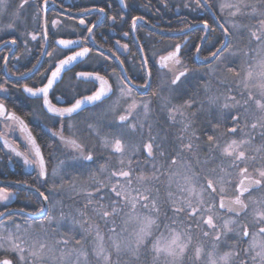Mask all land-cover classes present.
Here are the masks:
<instances>
[{
	"label": "flooded vegetation",
	"instance_id": "flooded-vegetation-1",
	"mask_svg": "<svg viewBox=\"0 0 264 264\" xmlns=\"http://www.w3.org/2000/svg\"><path fill=\"white\" fill-rule=\"evenodd\" d=\"M52 1L57 7H49L45 17L44 0H29V3L24 4L22 8L20 7L22 0H5V3L0 5V84H3L5 89V91H0V100H3L6 108L15 112L31 130V135L35 137L44 155L47 167V175L41 177L38 175V168L24 163L25 155H17V153H29L30 146L25 139L27 133L21 131L17 122L6 121L4 117H0V134H2L0 135V188L8 189L9 193L8 200L0 201V212L7 208L8 211L23 210L37 213L44 206L42 197L39 195L42 192L49 197L47 201L49 209L57 205L62 209H67L64 214L69 213L70 208L74 212L79 210L84 212L87 217L76 213L78 220L87 218L86 223L94 224L96 220L95 204L85 207L88 203L87 198L81 200L85 197V191L93 189L90 190L88 186L82 185L87 182L88 175L92 176L94 172L99 173L101 166L90 167V163L93 162L83 161L79 157V153L66 146L58 135L52 134L59 132L62 126L64 137L77 139L83 145L85 154L90 151L93 153L94 161H103V165L106 166V170L103 171V183L106 185L110 183V173L113 170L121 169L120 157L113 154L111 150L104 149L100 137L91 132L88 125L98 128L100 136L120 135L128 146L127 154L124 157V169L127 170V161L131 160L132 182H134L131 187L139 189L140 182L137 177L142 174L145 164L153 165L155 168L152 170L153 173L159 169L160 174L167 175L170 172L169 161L180 151V144L188 143L187 139L182 142L178 139L182 128L179 121L182 117L177 114L175 121L168 118V109L176 106L173 105V99H170V74L174 77V74L184 70V67L189 72L186 77L181 78L183 84L178 90L174 85L171 87L173 95L176 97L174 99L178 104H184L185 101L194 102L193 107L183 109V111L185 116L192 121V130H195L198 139L192 141V152H180L177 161L180 157L195 158L196 155L199 160H203L202 165L200 164L201 167L199 166L201 184L204 183L205 178L216 180L223 174L220 172L221 168L232 175L239 173V168L231 167V159L223 156L218 148L209 151L207 141L209 135H214L217 139L219 137L220 142L218 141V143L222 146V132L225 134L224 141L229 137L237 139L239 134V122L238 131L235 134L227 132L228 129L236 126L231 120V116L237 115L236 108L229 110L222 107L229 96L234 97L235 100L237 98L236 88H234L237 86L239 70L237 62L228 64L222 57L209 63L199 62V59L209 58L210 53L220 46L219 41H223L225 38L221 29L217 27V20L221 24L225 23L223 14L217 8L219 0H206L212 4L211 9L214 15L203 6L202 0ZM100 9L104 11L101 12ZM76 14H83V16ZM218 17L219 19H217ZM133 18H136L135 26H133ZM139 19H144L146 23ZM81 20L84 21L83 24L80 23ZM205 20L214 29L211 33L206 32L203 27ZM54 21L56 23H53ZM196 25L201 26L195 27ZM88 28H92L91 33L88 32ZM163 32L171 34L167 35ZM229 32L231 35L228 49L233 47L235 39V34L230 28ZM33 34L37 37L35 40L31 38ZM205 35L206 40L201 47L199 57H197L196 46H200ZM61 39L74 40L79 43V47L72 46L71 51H79L80 48L87 47L91 52L83 58H78L77 62L67 66V70L61 72V76L49 90V100L53 105L68 107L74 102V99L91 95L99 86L98 83L93 85L91 82L85 83L77 80L75 74L79 72H99L108 79L116 93L102 104L97 102L96 105L84 107L79 115L74 114L71 118L48 112L47 108L43 106L42 95L39 98L31 97L22 90L25 84L33 88L42 87L47 83L46 76L51 74L58 60L71 54V51L57 43ZM212 40L216 47H213ZM13 41L15 42L13 43ZM176 44H181L183 67L171 70L161 67L160 56L173 50ZM124 45H127V48ZM139 45L147 58V64H143L144 57ZM158 50H163V53L159 54ZM50 52L55 55L49 57L47 53ZM33 65L36 67L33 68ZM219 67L221 71L223 69L228 74L225 78L222 77L226 80H220L222 83L220 87L218 86V91L214 89L209 91L207 88L212 87L211 85L206 87V80L208 77L211 78V74L207 73L206 75V71L212 68L216 70ZM28 69H32V71L29 72ZM149 72L151 73L150 77L148 76ZM20 73H25V76L22 78ZM122 76L131 78V82L140 87L138 89L133 87V95L138 102V108L134 112L132 122L143 125V128L137 127L135 131L124 130L121 134L115 128H109L106 125L123 114L127 104L131 103L130 99L120 100L115 113L111 110L119 97L117 84L121 82ZM147 79H150L151 88L143 87ZM165 82H168V91L163 85ZM215 87H217L216 84ZM165 91L169 93L166 104L163 103L164 100H161V97L167 94ZM209 97L217 98V103L212 106V111H215L217 115H219V111L227 113L223 116L231 114L230 120L229 116L226 120L220 121L219 119L220 127L215 132L212 130L211 123L208 126L206 120L205 104ZM143 102H149L147 115L142 107ZM231 102L234 103L233 100ZM259 115L261 120L257 123L264 124V109H261ZM251 125H249L250 128H252ZM149 126H151L152 136L156 137V143L164 151V156H160L157 151L155 159H150L142 149L132 151L137 145L147 142ZM256 129V132L248 130L246 137L244 136L246 141H249L245 150L249 159L239 166L240 168L247 167L248 173L253 179L258 178L256 169L264 168V134H262L264 129L260 127ZM73 157H77V159H73ZM29 158H31L30 155ZM62 159H68L67 167L65 165V168L56 169L57 161ZM54 169L55 175L53 174ZM213 169L216 170L215 173L211 172ZM100 173L102 174L101 171ZM239 179L240 177L234 182L230 180L231 187L225 192L226 197L231 198L235 195L234 185L238 183ZM112 181L111 183H113ZM122 183L127 186L125 181ZM219 186L218 184L217 188ZM68 191L71 193V199L65 200ZM102 192L106 197L111 194L109 188L103 189ZM93 198H98V196L94 195ZM205 199L211 202V198L207 194ZM244 199L248 204V208L244 212L234 213L228 209L217 207L216 223L219 225L218 219L221 216H228L240 224H247L250 231H256L254 214L258 210H264V188L253 186L245 194ZM104 201L105 204L109 202L107 198ZM215 202L218 206L219 196L215 198ZM139 207L141 206H138L135 212L139 211ZM123 212L122 209L119 214ZM11 213L12 215L6 216L3 221H0V227L14 232L15 225L29 226L34 223L33 230L45 233V225L43 227L45 222L42 217H33L18 211ZM114 218L120 220L119 215ZM27 228L31 232V229ZM198 228L201 231L198 236L202 240V243L198 245L201 249L199 257L195 254L196 248L193 249V259L198 264H213V261L220 264L219 258L229 251L240 253L239 257L233 259L232 264H239L240 260L248 259L243 254V250L249 247L250 238L238 239L237 233L230 237L223 236L217 242L214 240L215 233H211L209 236L203 235L204 232H210L207 226L202 225ZM103 229L107 230V227H103ZM56 231V235H58V230L56 229ZM159 233L157 230L149 240L155 239ZM85 234H87V240L95 239V231H86ZM195 234L194 232L187 233L191 237V241ZM103 235L106 237L108 233ZM79 236L81 237V235ZM190 248L191 244L186 251L188 252ZM3 258H8L12 260L13 264H18L16 254L0 251V259ZM249 264H251L250 260Z\"/></svg>",
	"mask_w": 264,
	"mask_h": 264
},
{
	"label": "snow or ice",
	"instance_id": "snow-or-ice-1",
	"mask_svg": "<svg viewBox=\"0 0 264 264\" xmlns=\"http://www.w3.org/2000/svg\"><path fill=\"white\" fill-rule=\"evenodd\" d=\"M48 0H44V3L47 4ZM5 0H0V5L4 4ZM29 3V0H22L20 7L22 8L24 4ZM206 9H210L212 4L210 2H206L203 5ZM230 7V6H229ZM221 12L224 10V6H221ZM103 12V9H100ZM239 12V8L236 11L231 12L232 16H235ZM135 19L133 18V26H135ZM219 19V17L217 18ZM53 23H56L55 21ZM80 23H84L83 20ZM235 25H231L234 27ZM203 27L206 32L211 33L214 29L208 24V21L205 20L203 22ZM217 27L221 29L222 34L225 39L223 41H219L220 46L216 47V50L211 52V58L213 60H218L222 57L224 52L229 47V25L228 21L225 20V23L218 24ZM262 28H264V22H262ZM88 32H92V28H88ZM45 38L47 37V33H44ZM126 35V34H125ZM251 36L256 40L260 41L264 39V32L261 35H257L256 32H252ZM33 40L37 37L35 34L31 36ZM87 39V38H85ZM202 39H206L203 37ZM15 41H13L14 43ZM59 45H63L64 49L71 51L72 46L79 47V43L74 40H59L57 42ZM127 48V45H124ZM62 49V50H64ZM201 48L196 46V52L199 53ZM91 50L87 47L80 48L79 51H71L70 55L65 56L63 59L58 60L55 64L54 70L51 71L49 76H46L47 83H45L40 88L29 87L27 84L23 86V92L28 93L31 97L39 98L41 95L43 97V106L47 108L48 112L58 114L61 117L67 116L71 118L72 115H79V113L83 110L84 107L88 105H96L97 102L102 104L105 100L110 99L112 95L116 93L113 91L112 85L109 83L108 79L105 76H102L99 72H79L76 73V79L79 81H83L85 83L91 82L93 85L98 83V87H96L95 91L91 93V95L83 96L81 98L74 99V102L71 103L68 107H57L53 105L49 100V90L53 88V85L57 82L58 78L61 76L62 70H67V66L73 65L74 62L78 61V58H83L88 55ZM49 57L55 55V53H47ZM207 59V58H205ZM143 64H147V58H144ZM160 64L163 68L178 69L183 67V61L181 59V44H176L173 50L168 51L166 55L160 56ZM36 66L33 65V68ZM27 71H32V69H28ZM189 70L184 67V70L177 71L174 74L173 79L171 80V85H174L178 90L180 86L183 84L182 77H186ZM22 78L25 76V73L19 74ZM151 73H148L150 77ZM248 76H252V72L249 71ZM119 89V97L116 102H114L111 110L115 113L117 110V106L119 105L120 100H131V103L127 104V107L124 109V113L120 114L116 119L109 122L106 126L109 128H115L117 132L123 133L124 130L135 131L137 127L143 128V125H138L137 123H133L134 112L138 108V102L134 98L133 95V87L134 84L131 82V78L121 77V82L117 84ZM143 87L151 88L150 79L145 80V84ZM247 87V84H245ZM264 87V85H262ZM0 91H5L4 85L0 84ZM251 98V97H250ZM226 99L235 100L234 97H228ZM193 101H185L183 105L173 106L168 109V118L170 120L175 121L177 114H179L182 119L179 123L182 125L180 136L178 139L182 142L184 139L188 140V143L180 144V151L177 152L176 156H173L169 161V168L177 164V156L180 155V152L188 151L192 152L193 143L192 141L198 139L196 136L195 130H192V121L188 119L183 109L193 107ZM209 106H213L217 103V98L209 97L207 100ZM239 102H235L233 104L225 103L222 107L224 109L234 108ZM257 106L261 109H264V104H260L257 101ZM142 107L145 115L149 112V102H143ZM194 115V114H193ZM211 115V113H210ZM228 116H231L228 113L227 116H216L214 118L220 120H226ZM0 117H4L6 121H14L17 122L20 126L22 132H26L27 135L25 139L28 142L29 153H17V155H25L24 163L26 165L34 166L39 169L38 175L44 177L47 175V167L44 159V155L36 142L35 137L31 135V130L27 128L24 121L20 119L15 112H11L6 108L3 100H0ZM231 120L233 124L236 125L227 130L228 134H235L238 131V122L240 120L239 115L231 116ZM252 129L255 130L257 127L264 129V124H258L253 122L251 125ZM88 128L95 135L100 137L101 145L104 149L111 150V152L120 157L119 163L121 164L120 170H113L110 173V183L108 185L104 184L102 181H96L93 176L94 183L96 186L92 191H85V196L87 197L88 203L85 207L89 205L95 204L94 211L97 216H99L105 223L111 221L113 224L115 223L112 219L119 215L124 206H128L132 213H135L138 206L143 207L150 211V215L138 217L133 215L131 218L136 219L139 223L138 230L133 234V240L130 241H121L116 237H110L112 246L115 248L117 252L120 251L122 245L124 247L129 248L130 251H138L142 246L145 245L146 240L152 235V230L154 226H157V220L160 217V207L156 199L152 198L149 194H146L148 190L141 191L140 189H132V161H127V170L124 169L125 165V155L128 151V146L125 144L120 135H111V136H100V130L95 128L93 125H88ZM219 125H213L212 130L215 132L218 130ZM54 136H59L60 140L69 148L75 150L79 153V157L83 159V161L94 162V156L92 152H88L85 154L84 147L81 143L78 142L77 139L74 138H66L63 135V126L59 132H53ZM264 134V133H262ZM2 135V134H0ZM207 141L209 144V151L218 148L221 154L227 158H230L232 161L231 167L239 168V181L234 185V193L235 195L231 198L225 196L226 189L223 186L225 181V176L220 175L216 180L205 178L203 184H199L198 186V177L195 175H185L183 180V184L180 186V191L182 195L180 197H175L172 193H169V202L171 204V210L177 217L184 214L188 218H195L197 220V227L207 226L210 232H204V236H209L211 233H215L214 240L220 241L223 236H226L229 232L236 231V226L238 222L233 219H225L222 225H218L216 223L215 212L217 207L219 209L227 208L230 212L239 213L244 212L248 208V204L245 202V194L249 192V190L253 186H258L264 188V168L256 169V176L258 178L253 179V177L248 173L247 167L240 168V164L245 163L249 157L246 156L245 151L241 150L243 146H245L249 141L246 140H231L230 142H226L224 145H220L217 141V138L214 135H209L207 137ZM198 147V146H197ZM143 150L146 152L148 158L155 159V153L159 151L160 156H164L165 153L161 149V146L156 143V137L151 134V126H149V138L147 142L137 145L132 151ZM29 155L31 158H29ZM73 159H77V157H73ZM63 164V161L60 162ZM59 167V165L57 166ZM106 170V166L102 165L100 167V171L103 172ZM159 169H156L158 172ZM215 169L211 170L212 173H215ZM156 172L153 174V178L156 177ZM221 173H224L225 170L223 168L220 169ZM53 174L55 175V169L53 170ZM163 174V173H161ZM225 175H231L229 173H225ZM138 180L143 181L146 178L143 175L137 177ZM171 179V178H170ZM111 180H114V183H111ZM122 181H125L127 186H125ZM220 185L217 188V185ZM109 188L110 195H100L103 189ZM135 193V195H133ZM211 198V202L205 199V195ZM39 195L43 198L44 201H48L49 197L45 196L44 193H39ZM94 195L99 196L98 200H93ZM219 196V204L217 206L215 202V198ZM108 199V203L105 204L102 201ZM9 199L8 189L0 188V201H6ZM51 209L47 206H42L38 212L37 216L43 218V222L51 225L53 222H56L59 226L60 221L65 220V215L61 212L59 219L57 217L50 214ZM78 214L80 216H84V212H80L78 210ZM12 213L5 209V211L0 212V221H3L6 216H10ZM31 215V214H29ZM71 215V214H69ZM255 224L254 227L256 231H250L249 226L247 224H239V232L238 239L250 238L249 239V247L243 250V254L248 257L247 260H240L239 264H249V260L251 264H264V210H258L254 214ZM81 224L82 222L77 220L75 217L71 218V225L68 227L71 228L75 224ZM29 228L31 225L28 226ZM169 235L164 237L161 235L157 237L152 243V250L154 252V260H159L161 256L171 258L173 261L181 258L189 244L191 243V237L187 235V233L179 232L170 225H165ZM191 229H189L190 231ZM86 231L91 232L95 231V240L96 245L94 249L95 256L102 259L103 264H112L111 255L106 250L104 246V235L101 233L98 226L89 224V227ZM110 232L115 233L116 228L113 227L109 229ZM5 232L7 233L5 235ZM23 232H27V229H24ZM22 229L20 225H15V232L10 229H4L0 227V251L16 254L19 260V264H35V261L40 260L42 258V254L45 249L48 248V245L43 242L33 241L32 245L29 246L22 236ZM71 239L67 237L64 233H61V238L56 240V245H65L67 246L71 243ZM80 241H75L76 245H80ZM134 244V248L132 245ZM51 251V249H49ZM75 251V250H74ZM201 249L199 247L196 248L195 254L199 257ZM77 262L83 258L84 264H87L88 253L83 249L76 251ZM240 256V253L237 251H229L224 253L220 258V264H232L233 259ZM63 259V253L61 256ZM0 264H13L12 260L8 258L0 259ZM213 264H216V261H213Z\"/></svg>",
	"mask_w": 264,
	"mask_h": 264
},
{
	"label": "rangeland",
	"instance_id": "rangeland-1",
	"mask_svg": "<svg viewBox=\"0 0 264 264\" xmlns=\"http://www.w3.org/2000/svg\"><path fill=\"white\" fill-rule=\"evenodd\" d=\"M217 5H218L217 8L219 9L220 12H221L220 10L221 6L222 5L224 6V10L223 12H221L223 14L224 21L225 20L228 21L229 28L232 30L233 34H235L233 47L228 49L222 55V59H225L224 61H227L228 64H230L231 62H235V63L237 62L238 64L239 70H238V77L236 81L237 86H235V84L233 83L235 86L234 88H236L235 95H237V98L236 100H234V103L237 101L239 102L235 107L236 108L235 111H237V115L240 116V122H242L245 125V128H247L246 124L249 126L253 122L257 123L261 119L253 120L254 116L252 115L250 116V114L248 113L247 115L248 118L245 120L246 115L243 116V114L244 113L246 114V112H250V110L252 109H255V111L261 110V108L257 106V101L260 104H264V87H262V85H264V39L260 41H256L251 36L252 32H256L257 35H261V33L264 32V28H262V22H264V0H219ZM237 8H239V12L235 16H232L231 12L236 11ZM231 25H235V26L231 27ZM158 53L162 54L163 50H158ZM249 71L252 72L251 77L248 76ZM207 73L211 74L210 75L211 78L208 77V80H206V84H207L206 87L209 85H211L212 87V88H209V87L207 88V90L209 91H212V89L217 90L218 86L220 87L222 81L226 80V79H223L222 77L225 78V76L228 75L227 73L224 72L223 69L221 71L220 67L219 69H216V70L212 68L211 70L206 71V75ZM165 77L167 78L168 76H165ZM172 78H173V75L170 74V81ZM215 84L217 87H215ZM245 84H247V87H245ZM163 85L165 86V90L168 91V88H169L168 82L163 83ZM167 91H165V93L167 94H164V96L161 97V100H164L163 101L164 104L167 103V99L169 97V93ZM174 98L176 97L175 95H173L172 87L170 84V99H173L174 101L173 105H176V106L183 105V103L178 104ZM225 103L232 104L231 100L229 99L226 100ZM242 105L245 106V110L243 111L241 110V114H239L238 109H241ZM205 107H206L205 113H209L210 111L213 110V107L209 106V104L207 103V100H206ZM219 112L220 113L217 116L227 114L222 111H219ZM247 120H249L248 123H247ZM249 130L254 132L252 128H250ZM245 132H247L246 129H244L242 132L244 134L240 133L239 131L237 139L229 137L225 141H224L225 134L224 132H222L223 145L226 142H230L231 140H237V141L247 140L245 138L247 135ZM217 141H219V137ZM246 149H247V144L241 148V150L243 151H245ZM67 160L68 159L58 160L56 169L67 167L66 165ZM61 161H63V164L60 163ZM202 163H203V160H199L197 155L195 156V158L191 157V158L185 159V158L180 157L179 161H177V164L170 168V172L167 175H165V178H164V181L166 183V188L170 190V193H172L177 198L182 195L180 191V186L184 182L183 178L185 175H195L196 177H198V186H199V184H201L200 177H199V166L200 164L202 165ZM58 165L59 167H57ZM90 167L96 168V167H93L92 165H90ZM152 170H155V168L153 167L151 163L148 165L145 164L144 168L142 169V174L140 175H143L146 178L145 173L147 174L150 173L151 176L153 177L154 173L152 172ZM98 172L99 173L94 172L91 176V180H89V183H86L82 186H85V187L88 186L90 190L93 189L96 186L93 180V176L95 177L96 181H103L104 180L103 172L102 174L100 173V170ZM225 173L227 172H224L221 175L225 176L226 183L223 186L225 187L227 191L229 190V187H231L230 180L234 182L237 178H239V175L238 173L236 175L235 174L225 175ZM159 174H160V171L156 173V177H160ZM112 182L114 183L115 181L113 180ZM139 182H140L139 189L141 191H144L147 188V182H148L147 178L143 181L139 180ZM133 183L134 182H132V184ZM132 189H135L134 186H132ZM68 195H71L70 191H68ZM100 195H104V193L101 192ZM133 195H135V193H133ZM98 199H99V196H98ZM102 202H105V201H102ZM139 208L140 209H138L139 210L138 212L132 213L128 206L123 207L124 212L122 214H119L121 221L119 220L120 221L119 222L117 219L113 217L112 219L115 222L114 224L111 221H109L108 223H105V221L102 220L97 215L95 216L96 220L94 221V224L91 223L92 225L98 226L102 234L107 232L106 230L103 229V227L104 228L107 227L108 231L109 229L113 227L116 228L115 233L109 231L108 236L106 237L104 236V246L111 255L112 264H127L122 259V257L124 256L127 257L126 256L127 254L132 255V257L133 256L136 257L140 263L143 262L144 259H146L152 263H154L155 261L156 262L160 261L163 264H181L184 258V255L187 251H185L184 255L181 258L175 261H173L171 258H167L163 256H161L159 260H154V252L152 250V243L157 237H160L161 235H163L164 237H167L169 235L167 229L160 231L159 235H157V237L153 239L150 245L148 244L149 239H150L149 237L145 242L146 248H144L145 247L144 245L138 251H130L129 248L124 247L123 245L119 252H117L115 248H113L110 237L114 236L121 241L133 240V234L139 228L138 221L136 219L131 218L133 215L138 216V217H143V216H148L151 214L149 210L144 209L143 207H139ZM66 211L67 209H62L58 207L57 205H54V207H52L51 209V215L59 219L61 212L64 213ZM76 213L78 212L76 211L74 212V210L73 209L71 210L70 208L69 213L64 214L65 220L60 221L59 226L57 225L56 222H53L51 225H48L47 223H43V227L45 225V233L43 232L39 233L38 231L33 230L34 223L30 224L31 232L29 230H27L26 233L23 232L24 229H28L27 228L28 226L26 225L21 226V229H22L21 234L29 246L32 245L33 241L43 242L48 245V248H46L44 253L42 254V258L40 260L35 261V264H84L83 258H81L80 261L77 262L76 251H79L81 249H83L84 251L88 253L87 264H103L102 259L96 257L94 253L96 240L89 239L90 240L89 241L86 238L87 234H85V232L89 226V224L86 223V220L88 221V219L86 218L85 220L84 219L81 220L79 218V221L82 222V226L81 224L78 223V224H75L71 228V230L68 227V225H71L72 217H75L78 220ZM85 217H87V215H85ZM225 219H233V218L228 217V216H223V217L221 216V218L218 219L219 225H222ZM159 220L160 219L157 220V226L153 227L152 234L155 233L157 230H159L158 229L159 223H160ZM195 223H197V220H195ZM239 224L240 222H238L236 226V231L229 232L224 237H230L232 235L237 234L239 232V227H238ZM172 227H175V229L179 232L185 233L184 229L182 227H179L178 225H175ZM55 228L58 230V235H56L57 231ZM78 230L81 232V234ZM61 233H64L72 241L67 246L56 245L55 243L56 240L61 238ZM77 235H81L79 240L75 239ZM75 241H80L81 242L80 245H76ZM132 247L134 248V244L132 245ZM147 248L150 250V253L146 252ZM49 249H51V251H49ZM62 253H63V259H61ZM17 260H18V257H17ZM18 264H19V260H18Z\"/></svg>",
	"mask_w": 264,
	"mask_h": 264
},
{
	"label": "trees",
	"instance_id": "trees-1",
	"mask_svg": "<svg viewBox=\"0 0 264 264\" xmlns=\"http://www.w3.org/2000/svg\"><path fill=\"white\" fill-rule=\"evenodd\" d=\"M164 39H166V38H164ZM212 43L214 44V40H212ZM217 91H218V89H217ZM241 110L242 111L245 110V106L244 105L241 106V109H238L239 114H241ZM260 112H261V110L255 111V109L254 110L252 109V110H250V112H246V114L244 113L243 116L246 115L245 116V120H246L248 118L247 115L249 113L250 116L251 115L254 116L253 120L254 119H259V116H260L259 113ZM210 113H211V115H210ZM216 116H217V114H216L215 111L207 113L206 120H207L208 126L210 124L209 122H211L212 126L218 124L219 127H220V124L218 123L219 120L214 118ZM229 120H230V116H229ZM249 120H247V123L249 122ZM246 127L247 128H245V125L242 122H240V120H239V131H240V133H242L244 129H246V131H248L250 129V126H248L247 124H246ZM256 131H257V129L254 130V132H256ZM245 133H247V132H245ZM255 134H254V136H255ZM90 165H92L93 167L102 166L103 165V161L102 160H95L93 163H90ZM145 176H146V178L148 180L147 188L145 189V190H148L146 194H149L152 198L156 199L157 202H158V205L160 207V212H161L160 217H159V219H160L159 220V222H160L159 223V227L160 228H159L158 232L165 230V225L167 224V225H170V226L178 225L179 227H182L184 229L185 233H189V232L196 233L193 236V239L191 241V248H190V250L188 252L185 253L181 264H198L193 259L194 258L193 249L197 248L198 245L202 243V240H201V237L198 236L201 233V231L197 227V223H195L196 219L195 218H188L184 214H182V215H180L178 217L176 215H174V213L171 210V204H170L169 199H168L170 190L166 188V183L164 181V178H165L164 174H159L160 177H158L156 179L155 178L152 179L153 177L151 176L150 173H148V174L145 173ZM90 178H91V175H88L86 183H89L88 180ZM48 194H49V192H48ZM49 196H50V194H49ZM86 198L87 197L85 196L81 200H86ZM64 199L65 200H70L71 197H70V195H68V196H65ZM93 200H98V198H93ZM189 229H191V230L189 231ZM106 233L109 234V231H107ZM106 236H108V235H106ZM75 239L79 240L80 236L77 235V237ZM152 241L153 240H149L148 244L150 245V243ZM144 248H146V245H145ZM146 252L150 253V250L147 248ZM126 256L127 257H125V256L122 257V259L127 264H163L160 261L159 262L155 261L154 263H152V262H149V260H146V259H144L143 262L140 263L139 260L136 257H134V256L132 257V255H128V254Z\"/></svg>",
	"mask_w": 264,
	"mask_h": 264
},
{
	"label": "water",
	"instance_id": "water-1",
	"mask_svg": "<svg viewBox=\"0 0 264 264\" xmlns=\"http://www.w3.org/2000/svg\"><path fill=\"white\" fill-rule=\"evenodd\" d=\"M202 2L205 4L207 1L206 0H202ZM51 6H55V7H57V5L52 1V0H48V2H47V4H45V3H43V9H44V17H45V13H46V10L49 8V7H51ZM210 10V12L214 15V13H213V11H212V9L210 8L209 9ZM77 16H83V14H76ZM216 18V17H215ZM217 20V19H216ZM139 21H141V22H143V23H146V21L143 19H139ZM217 22H218V24H221L218 20H217ZM199 26H201V25H196L195 27H199ZM164 34H167V35H170L171 33H169V32H163ZM204 37H206V35L204 36ZM225 39V38H224ZM205 40L206 39H203L202 40V42H201V44H200V48L202 47V45L204 44V42H205ZM139 47H140V45H139ZM140 49H141V47H140ZM141 51H142V49H141ZM142 55H143V57L145 58V56H144V54H143V51H142ZM196 56L197 57H199V53H197L196 52ZM213 59L211 58V56L209 57V58H207V59H199V62L200 63H209V62H211ZM63 71V70H62ZM61 71V72H62ZM127 77V76H126ZM128 78V77H127ZM134 87H136L137 89L138 88H140V87H138V86H136V85H134ZM31 189H33V190H35L34 188H31ZM42 200H43V198H42ZM43 203H44V206H47V201H44L43 200ZM225 209H227V208H225ZM14 211H18V212H21V213H23V214H26V215H29V214H31L30 216H33V217H39V216H37L36 215V213H30V212H26V211H23V210H10V212H14Z\"/></svg>",
	"mask_w": 264,
	"mask_h": 264
}]
</instances>
